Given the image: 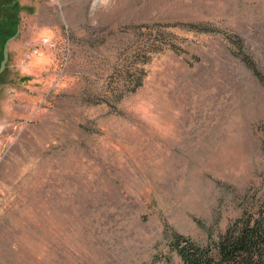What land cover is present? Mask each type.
I'll return each instance as SVG.
<instances>
[{"label": "rangeland", "instance_id": "rangeland-1", "mask_svg": "<svg viewBox=\"0 0 264 264\" xmlns=\"http://www.w3.org/2000/svg\"><path fill=\"white\" fill-rule=\"evenodd\" d=\"M1 23L0 264H181L175 233L264 212V0H0Z\"/></svg>", "mask_w": 264, "mask_h": 264}, {"label": "trees", "instance_id": "trees-1", "mask_svg": "<svg viewBox=\"0 0 264 264\" xmlns=\"http://www.w3.org/2000/svg\"><path fill=\"white\" fill-rule=\"evenodd\" d=\"M16 26L0 24V48ZM242 59L264 80L262 72L248 55ZM172 247L181 257V264H264V212L244 215L234 221L219 240L207 245L191 237L175 233Z\"/></svg>", "mask_w": 264, "mask_h": 264}, {"label": "bare ground", "instance_id": "bare-ground-1", "mask_svg": "<svg viewBox=\"0 0 264 264\" xmlns=\"http://www.w3.org/2000/svg\"><path fill=\"white\" fill-rule=\"evenodd\" d=\"M98 3H100V0H98ZM96 5H98V4L96 3Z\"/></svg>", "mask_w": 264, "mask_h": 264}]
</instances>
